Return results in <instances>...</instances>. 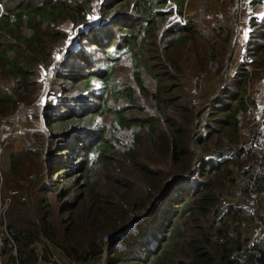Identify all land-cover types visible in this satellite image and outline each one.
Masks as SVG:
<instances>
[{
	"label": "trees",
	"instance_id": "1",
	"mask_svg": "<svg viewBox=\"0 0 264 264\" xmlns=\"http://www.w3.org/2000/svg\"><path fill=\"white\" fill-rule=\"evenodd\" d=\"M172 1L177 6L167 8L168 0H0V114L32 102L47 78H59L53 83L60 84V101L48 124L58 128L68 152L67 160L64 153L56 160L58 180L50 176L38 187L37 219L25 215L23 203L9 207L0 246L6 264H40V258L53 264L55 249L82 264L106 249L108 264H241L234 252L247 245L258 220L264 224V201L256 214L249 210L254 191L264 198V119L251 116L259 102L248 93L252 73L243 61L225 71L238 41L232 17L182 21L172 16L183 15L185 0ZM126 55L135 65L128 84L113 77ZM135 82L149 99L142 116ZM107 111L114 117L109 125L99 118ZM102 127L133 128V139L120 144L104 136L92 145L95 175L82 188L66 165L81 131L97 136ZM24 154L12 152L10 161L17 164ZM20 184L4 172L0 195ZM53 188L64 195L59 206ZM234 189L240 202L232 200ZM3 212L0 205V217ZM106 234L113 237L111 249ZM246 264H264V240L251 247Z\"/></svg>",
	"mask_w": 264,
	"mask_h": 264
},
{
	"label": "rangeland",
	"instance_id": "2",
	"mask_svg": "<svg viewBox=\"0 0 264 264\" xmlns=\"http://www.w3.org/2000/svg\"><path fill=\"white\" fill-rule=\"evenodd\" d=\"M167 8L177 6V3L168 0ZM184 13L179 15L173 14L172 17L182 21H189L190 19L199 18L201 22L208 23L210 18L213 20L220 19L221 22L226 21L227 18L232 17L236 30L238 33V41H235V55L230 60L225 58V71L231 72L234 70L235 65L239 61H243L245 66L251 74L250 83L247 85L249 95L258 98V105L251 112V116L255 114L264 119V49H256L257 44L264 42V0H185L184 1ZM212 20V21H213ZM203 22V23H204ZM211 23V22H210ZM70 42L72 40L70 39ZM63 52H58L56 60L61 59ZM135 65L133 64V56L126 55L114 68V76L124 83L128 84ZM145 84L151 85V78L149 76L144 77ZM53 81L59 83V78L46 79L43 90L36 95L35 99L22 106L19 109L7 112L5 115L0 114V143L4 147V153L2 162L0 165V175L4 172H10L11 176L18 180L21 184L19 188L11 189L6 194L3 192L0 195V205L3 208V217H0V236L3 239L8 235L6 214L9 212V207L13 204L20 205L23 203L27 210L25 215L32 219L38 218L40 212V204L37 202V195H39L38 187L41 183H49L50 176L53 181H57V168L56 160H61V154L64 153V160H67V153L62 149V145L59 144V139L62 136H58L56 126H49V118L52 117L50 111L60 101L57 92V88L60 84L54 85ZM81 83V82H78ZM215 82H210L208 88H211ZM134 94L137 97L134 102L137 105L138 110L136 114L142 116L144 107L149 102L148 96L142 93L138 84L134 83ZM140 90V92H138ZM122 101H126L121 99ZM110 102L116 103L114 95L111 94ZM62 104L65 105L64 101ZM20 105H23L21 103ZM64 112L61 109L56 114ZM97 112V111H95ZM90 113H84L81 116H89ZM99 118L103 124L109 125L114 118L109 111L101 115L99 112ZM86 125V123H83ZM83 140L76 143V150L73 152V159L71 164L66 165L67 169H70L71 173H77V182L83 187L88 183L89 178L94 177L95 172L90 175V168L88 158L90 155V147L97 144L104 136H108L111 139L118 140L120 144L129 142L133 139L134 130L130 128L128 131H120L116 133L113 128L110 129L102 127L100 133L96 136L91 132L81 131ZM73 145V146H74ZM40 150V153L37 152ZM16 152L17 154H23L18 157L17 164L10 161V154ZM27 152V153H26ZM113 156V155H112ZM113 158L117 160L114 156ZM114 166L116 163L111 162ZM96 169V167H95ZM68 182V181H66ZM65 183V181L63 182ZM49 185V184H48ZM61 187V186H59ZM54 189V190H53ZM50 193L53 202L59 206L60 197L63 199L64 195H61L60 191L53 188ZM19 190V191H18ZM50 191V190H49ZM19 192V193H18ZM46 191H44L45 193ZM238 193L237 189L230 192L232 200L240 202L241 199L236 197ZM17 194H20L21 199L18 201ZM239 194H242L239 192ZM15 195V197H14ZM264 201V198L263 200ZM263 203L261 204V206ZM261 209V208H260ZM264 220V219H263ZM260 224V220L256 225ZM246 227V226H245ZM107 237L106 235L103 236ZM106 240V239H105ZM46 241V239H45ZM113 243L110 246L112 248ZM53 254L54 264H82L74 261H68V258L64 256L61 250L55 249ZM105 253L97 259H92L85 264H108L106 256L110 255ZM0 260L7 263L5 257H0ZM115 261V260H114ZM40 264H46L41 258ZM84 264V263H83Z\"/></svg>",
	"mask_w": 264,
	"mask_h": 264
},
{
	"label": "built area",
	"instance_id": "3",
	"mask_svg": "<svg viewBox=\"0 0 264 264\" xmlns=\"http://www.w3.org/2000/svg\"><path fill=\"white\" fill-rule=\"evenodd\" d=\"M3 153H4V147L0 143V165L2 162ZM250 200H251L250 203L252 205L249 206V210L252 213L256 214L257 213V205L261 202V200H263L262 194L254 191L251 194ZM242 225L244 227L245 226L248 227V223L245 221H243ZM252 230H253L252 236L250 237L247 245L243 249H240V250L234 252V256L237 257V259L239 260V262L241 264H246L247 258H248V253H249V250H251V247L256 242H262L264 240V224L262 223V221H260L259 225H255ZM233 234H235V233H233ZM106 236H107V237H105L106 240L105 239L104 240L109 241L111 239L110 235H106ZM3 243H4V239H3V237L0 236V246H2ZM14 252H17L16 247H14ZM68 261H71V260L68 259ZM0 264H4V262L2 260H0ZM16 264H19V263L17 262ZM70 264H73V262H71Z\"/></svg>",
	"mask_w": 264,
	"mask_h": 264
},
{
	"label": "clouds",
	"instance_id": "4",
	"mask_svg": "<svg viewBox=\"0 0 264 264\" xmlns=\"http://www.w3.org/2000/svg\"><path fill=\"white\" fill-rule=\"evenodd\" d=\"M107 235V234H106ZM110 237H111V239L109 240V241H106L107 242V248L109 249L110 248V246H111V244H112V239H113V237H112V235H110ZM104 238V237H103Z\"/></svg>",
	"mask_w": 264,
	"mask_h": 264
},
{
	"label": "snow or ice",
	"instance_id": "5",
	"mask_svg": "<svg viewBox=\"0 0 264 264\" xmlns=\"http://www.w3.org/2000/svg\"><path fill=\"white\" fill-rule=\"evenodd\" d=\"M92 19H95V17H92Z\"/></svg>",
	"mask_w": 264,
	"mask_h": 264
}]
</instances>
